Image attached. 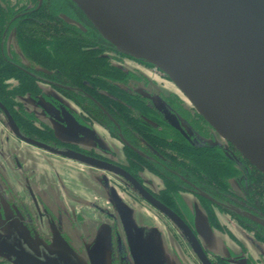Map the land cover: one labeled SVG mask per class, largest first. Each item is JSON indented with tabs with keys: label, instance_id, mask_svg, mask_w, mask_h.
I'll return each instance as SVG.
<instances>
[{
	"label": "flooded vegetation",
	"instance_id": "obj_1",
	"mask_svg": "<svg viewBox=\"0 0 264 264\" xmlns=\"http://www.w3.org/2000/svg\"><path fill=\"white\" fill-rule=\"evenodd\" d=\"M183 98L71 0H0V264H264V175Z\"/></svg>",
	"mask_w": 264,
	"mask_h": 264
},
{
	"label": "water",
	"instance_id": "obj_2",
	"mask_svg": "<svg viewBox=\"0 0 264 264\" xmlns=\"http://www.w3.org/2000/svg\"><path fill=\"white\" fill-rule=\"evenodd\" d=\"M264 175V0H71Z\"/></svg>",
	"mask_w": 264,
	"mask_h": 264
},
{
	"label": "rangeland",
	"instance_id": "obj_3",
	"mask_svg": "<svg viewBox=\"0 0 264 264\" xmlns=\"http://www.w3.org/2000/svg\"><path fill=\"white\" fill-rule=\"evenodd\" d=\"M183 100H184V98H183ZM69 166H73V165H70L69 164ZM76 169H75V171H77V172H79L80 173V171L82 170L80 167H75ZM79 170V171H78ZM82 174V173H81ZM122 196V198H124L125 200H127V198H126V196H123V195H121Z\"/></svg>",
	"mask_w": 264,
	"mask_h": 264
}]
</instances>
